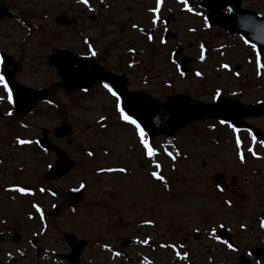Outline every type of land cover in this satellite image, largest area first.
<instances>
[{"label": "flooded vegetation", "instance_id": "af4514ba", "mask_svg": "<svg viewBox=\"0 0 264 264\" xmlns=\"http://www.w3.org/2000/svg\"><path fill=\"white\" fill-rule=\"evenodd\" d=\"M174 1L176 7L173 12L169 11V0H162L159 7H153V5L148 7L147 12L152 25L153 20H156L155 24L162 25L163 41L177 38L171 28V25L176 23L173 15L175 9L188 27L187 30L184 29L185 38L193 36L195 40H201L199 47H195L194 43H188L185 47L178 46L172 52L173 58L180 55L178 69L183 70L184 73L179 75L185 78L191 70L195 62L193 53L201 61L211 48L212 52L216 53L215 59L218 62L215 61L216 63L211 65L212 71L215 72L213 74H204L201 68L199 72L202 76H197L195 73V77L200 79L198 91L208 92L206 99L193 98L184 92L168 98L185 95L190 103L198 102L207 106L213 105L218 99L244 106L264 104V81L260 82L264 76V46L257 48L239 34H230L217 24L226 19L240 23L248 18L245 16L250 15L264 17V0H184V3H180L179 0ZM154 3L155 0L149 1V5ZM33 4L45 6L52 4L53 7L65 10L56 14L52 21L58 27H64L72 32L71 44L68 49L57 46L49 51L45 63L50 73L45 78L46 84L40 87L26 84L24 77L21 76L23 54L16 59L0 51V76L4 77L8 86V92H5L4 86L0 85V217H10L11 213L19 211V219L14 223L10 222L13 226L7 225V221H0V264H264V236L261 237V242L253 245L245 239L250 229L251 218L255 219L254 224H258L257 235L261 234L260 230L263 228L260 226L262 221L260 216L264 210L262 208L247 209L245 200L232 211L235 207L232 201L236 194L231 189L238 187L240 179L226 171L209 176V179L205 177L206 183H203L202 179L194 183L200 188L198 196L201 197V204L198 206L202 208L191 213L198 212L196 217L202 221L200 223L203 225L190 226L193 219L187 222L179 219L178 226L170 224L167 226L169 230H165L164 227L159 230L160 241H154L153 233L141 238L137 223L133 221L136 217V204L131 201L127 203L130 204V211L121 209L116 212L118 222L121 223L118 228H130V232L125 233L124 236L116 237L115 235L104 240L99 234L93 237L85 235L80 230L81 227L74 229V218H80V214L86 211L80 209V207L86 209V205L82 203L86 196L85 180L83 179L76 186H69L68 181L62 182V187L59 186V182L70 175L72 176L70 180L75 179L73 177L76 174L75 161L66 147L70 143L68 139L74 135V112L79 111L84 102L94 103V100H91L97 97L93 95L94 92L108 96L113 102V111H116L115 97L101 85L107 83L111 87V82L121 84L122 79L125 80V89L130 93L141 95L145 99L155 98L129 87V80L122 71L118 70L117 62H115L116 69L108 65L111 60L110 57H104L106 47L103 51L101 50L102 52L95 49L100 47L101 39L107 35V32L101 35L103 30L108 26L117 27L121 24L123 13L128 11V8L123 9V6L127 7L125 1L86 0L84 4L79 3L78 0H0V22L15 21L23 25L22 14L24 16L26 10H29L24 8ZM185 5L191 11L185 10ZM134 25H130L132 29ZM89 31L94 34L90 36ZM156 31L153 30L155 33ZM146 32L147 29L140 28L138 33L145 35ZM31 38L33 35L28 34L22 39L24 43H27ZM212 39L234 41L235 52L226 55L227 46L223 41L221 44L209 47L208 43ZM54 40L56 37L52 41ZM81 45L82 51L77 50ZM115 45L111 41L105 46ZM90 48L95 55L89 51ZM57 50L68 51L74 57L80 58L75 66L85 69L87 76L84 83L72 89L70 87L59 89L58 83L61 81L59 73L48 63L52 53ZM258 56L259 67L257 66ZM101 73L105 81L101 79L99 75ZM252 76L259 82L252 84L253 81H250ZM220 79L224 81L220 82ZM251 85L254 86L257 96L262 94V99H257L254 103L240 98L249 97L248 94L252 92ZM21 89L29 90V95L26 96L23 93L24 97L20 96ZM217 91L220 92V96L213 101ZM9 93L12 96L11 104L8 102ZM59 95H63V101L58 100ZM94 110L101 111L99 105L94 106ZM41 111L47 113L45 118ZM116 113L120 114L117 111ZM125 115L133 119L138 115V111L125 113ZM46 118H49L47 122L51 124L47 127L38 125ZM205 122L215 124L208 125L211 131L221 127L228 132L232 136L231 144L235 153L244 154V160L252 154L248 152L249 147L255 154H264V126L261 128V123H264V113L241 116L239 123L247 129L236 131L214 119L200 120L196 123ZM33 131L37 134L33 135L32 133H35ZM66 131L69 135H65ZM8 134L14 135L12 141L7 137ZM26 134L30 138L25 137ZM18 139L29 141L31 146L29 155L25 150L27 143L24 146H18ZM237 140L240 141L239 148H237ZM60 157L70 161L72 165L64 175L57 176L58 172H52V169ZM30 161L35 163L34 166L30 164ZM81 185L84 187L81 188ZM17 188L23 189V192L16 191ZM119 190L126 197L128 196L123 193L124 188ZM217 194L220 201L230 202L225 204L227 209L205 207L209 198L213 199ZM238 199L241 201L237 192L236 201ZM258 200L264 201V198L258 197ZM11 204H16L13 210H11ZM93 207L96 208L94 204ZM37 208L40 209L39 212ZM64 215L70 218V227H73V230L65 232L59 230L57 225L52 226L53 223L57 224L58 219ZM185 216L190 215L185 214ZM124 217L130 220L124 221ZM155 227L156 225H153L151 231ZM232 248L235 251L231 250Z\"/></svg>", "mask_w": 264, "mask_h": 264}, {"label": "rangeland", "instance_id": "374dc122", "mask_svg": "<svg viewBox=\"0 0 264 264\" xmlns=\"http://www.w3.org/2000/svg\"><path fill=\"white\" fill-rule=\"evenodd\" d=\"M124 1L127 7L123 6V9L128 8V11L123 13L121 24L117 27L108 26L103 30L101 35L106 32L107 35L101 39L100 47L95 48L102 52L106 47L104 57H110L111 60L108 65L116 69L115 62H117L118 70L128 78L130 88L143 91L157 100L163 101L182 92L193 98L206 99L208 92L198 91L200 79L195 77V73H200V68L204 74L215 73L212 71L211 65L217 61L216 53H213L209 48L208 54L201 61L193 53L195 62L185 78L181 77L177 72L180 55L173 58L172 52L178 46L185 47V44L188 43H194L195 47H199L201 40H195L193 36L185 38L184 29L187 30L188 27L185 26L182 21L183 17L178 15V10L175 9L173 15L176 23L171 25V28L177 38L163 41L162 25H152L147 12L148 7L152 5L157 7L156 0L151 5H149V1L153 0ZM169 3V11L173 12L176 7L174 6L175 1L169 0ZM130 7L132 8L130 9ZM24 10L26 12L24 16L22 14L21 20L23 25L15 21L0 22V51L10 54L16 59H19L23 54L21 76L24 77L26 84L40 87L46 84L45 78L50 73L45 63L46 56L49 55L51 49L57 46L68 49L71 44L72 32L64 27H58L52 21L56 14L65 11L63 8L53 7L52 4L50 6L33 4L26 6ZM132 24H135L133 29L130 26ZM140 28L147 29L145 35L138 33ZM153 30H157L156 33ZM28 34H32L33 38L24 43L22 38ZM88 34L92 36L94 33L89 31ZM55 37L56 40L52 41ZM75 37L78 39L77 35ZM149 37L152 38L151 41ZM114 38L116 40H113ZM111 41L116 45L105 46ZM222 41L227 46L225 54H233L236 50L235 42L230 39ZM222 41L212 39L208 45L212 47L215 44H221ZM82 49L81 45L77 50L82 51ZM40 78L42 80H39ZM215 80L218 82L216 78ZM222 81L224 79H220V82ZM250 81H253L252 84L259 82L253 76L250 77ZM263 81L264 76L260 82ZM251 87L252 92L248 94L249 97L240 98L254 103L257 99H262V94L257 96L254 86L251 85ZM93 95L97 96L91 99L94 100V103L84 102L80 106V110L74 112V135L68 139L70 143L66 145L75 161L74 172L76 174L73 176L75 179L70 180L72 179L70 175L71 177L59 182L60 187H62V182L66 181L69 182V186H76L83 179L86 183V196L82 201L86 205V209L80 207L86 211L82 215L80 214V218H74V229L81 227L80 230L85 235L93 237L95 234H99L104 240L110 236H124L125 233L130 232V228H118L121 223L118 222L116 212L121 209L130 211V204L127 203H131V201L136 204V217L133 221L137 223L138 234L141 238L153 233L154 241H160L159 230L162 227L169 230L167 226L170 224L178 226L179 219L186 222L193 219L190 226L203 225L200 223L202 221L196 217L198 212L191 213L202 208V206H198L201 204V197L198 196L200 188L194 183L199 179L206 183L205 177L209 179V176L221 171L234 174L240 179L238 187L231 189L236 194L232 201L235 204L232 211L240 205V202L243 204L245 200L247 209L262 208L264 210V201L258 200V197L264 198V154H250L248 159H243V163H241L240 157L244 158V154L238 156L237 152L235 153L231 144L232 136L221 127L211 131L208 125L215 124L205 122L193 123L171 137L158 136L150 144L145 139L154 152V155L149 157L145 154V149L140 143L136 128L123 121L120 114L113 111L112 100L103 93L94 92ZM58 100L63 101V95H59ZM98 105L101 109L100 112L94 110V106ZM41 113L45 118L47 113L43 111ZM48 119L46 118L38 125L47 127L48 124H51L47 122ZM101 121H103L102 124ZM263 126L264 123H261V128ZM33 132H35L32 133L33 135L37 134L36 131ZM217 134L219 135L216 139ZM13 136V134L7 135L11 139L10 141ZM24 136L30 138L27 134ZM17 145L24 146V144L18 143ZM26 145L28 146L25 150L29 155L31 146L29 143ZM89 152L92 153L91 156L88 155ZM30 164L34 166L35 163L30 161ZM120 168L125 171H109V169ZM152 172H156L160 179L154 178L151 175ZM187 184L188 186H185ZM121 188H124L123 193L128 194V198L119 190ZM237 192L241 201L239 199L236 201ZM93 204L96 208L93 207ZM225 204L220 201L217 194L213 199L209 198L205 207L222 210L228 208ZM11 205V210H13L16 204ZM188 211L190 213H187ZM185 214L190 216L184 217ZM18 219L19 211L11 213L10 217H0V221H7V225L11 226H13L11 223ZM251 219L250 229L245 235V239L253 245L261 242L264 228L260 230L261 236L257 235L258 224H254V218ZM125 220H130V218L124 217ZM54 225L65 232L73 230L67 215L59 218L57 224H52V226ZM153 225L156 227L151 231ZM171 230L173 231L172 228ZM15 235L18 236V234ZM9 238L11 240V237Z\"/></svg>", "mask_w": 264, "mask_h": 264}, {"label": "water", "instance_id": "95a60500", "mask_svg": "<svg viewBox=\"0 0 264 264\" xmlns=\"http://www.w3.org/2000/svg\"><path fill=\"white\" fill-rule=\"evenodd\" d=\"M245 17L248 18L240 23H235L232 19H226L217 24L226 29L228 33H237L251 43L258 45V47L264 45V18L253 15ZM79 60L80 58L74 57L65 50L54 51L50 56L48 63L55 67L62 77V82L59 84L62 89L68 87L72 89L85 82L87 76L85 69L75 66V63ZM99 75L103 79L102 73ZM111 87L120 97L121 109L131 113L134 111L139 112L135 121L149 139L156 137L158 134L172 135L182 129L185 124L204 118H217L236 125L237 122L233 120V116L250 115L255 114V112L264 113V105L251 108L233 104L227 100H219L214 106H206L200 103L190 104L186 96H178L174 100H168L160 104L153 100H145L141 95H134L126 91L124 79H122L121 84L111 82ZM23 93L27 96L30 91L21 89L20 96L24 97ZM71 165L70 161L60 157L52 172H58L57 176L64 175ZM262 218H264V214Z\"/></svg>", "mask_w": 264, "mask_h": 264}, {"label": "snow or ice", "instance_id": "6c2138e0", "mask_svg": "<svg viewBox=\"0 0 264 264\" xmlns=\"http://www.w3.org/2000/svg\"><path fill=\"white\" fill-rule=\"evenodd\" d=\"M78 2H79V3H84V4H86V0H78ZM179 2H180V3H184V0H179ZM160 3H161V0H156L157 7H159ZM89 10H91V9H89ZM185 10H187V11H191V9H189V8L187 7V5H185ZM155 23H156V20H153V24H155ZM133 27H135V25H134ZM190 31H191V29H190ZM149 39H151V37H149ZM254 50H255V48H254ZM89 51L92 52V55H95V52H94L91 48L89 49ZM201 59H203V55H201ZM129 66L131 67V65H129ZM257 66H258V67L260 66V58H259V56H258V58H257ZM222 67H227V66H226V65H222ZM181 75H183V73H181ZM196 75H197V76H200L201 74H200V73H196ZM0 85H3V86H4V90H5V92H8V86H7V84L5 83V81H4V77H3V76H0ZM101 86H102L104 89H106L107 92H109L113 97H115V99H116V101H117V104H116V111L120 113V118H121L123 121H125L126 123H129V124H132V125L135 126V128H136V133H137L138 137L140 138V143H141V145L143 146V148L145 149V154H146L147 156H149V157H151L152 155H154L153 150L149 147L148 143H147L146 140H145V135H146V134H145V132L143 131V129L140 127V125H139L135 120L131 119L128 115H125L124 111L121 109V106H120V103H119L120 97L117 95V93H116L115 91H113V88L110 87L107 83L102 84ZM219 96H220V92L217 91V92L215 93V95L213 96V101H215ZM8 102H9V104L12 103V96H11L10 93L8 94ZM8 114L10 115V113H8ZM220 123H221V124H225L226 122L222 120V121H220ZM227 126L230 127V128H232V125H231V124H228ZM233 131H236V129L233 128ZM17 143L23 145V144L29 143V141H26V140H23V139H18V140H17ZM236 143H237V148H239V146H240V141L237 140ZM248 152H249V153H252L253 155H255V153L253 152V149H252L251 147L248 148ZM88 155L91 156L92 153L89 152ZM237 155L239 156V152L237 153ZM240 159H241V163H243V157H242V156L240 157ZM156 167H159V165H156ZM109 171H119V172H124L125 169H123V168H120V169H109ZM151 175H152L154 178H156V179H160V177L157 175L156 172H152ZM80 187L83 188L84 185H81ZM16 191H18V192H23V189H21V188H17ZM41 191H43V189H41ZM225 203L228 204V203H230V202L225 201ZM33 207H36V206L33 205ZM36 210H37L38 212L40 211L39 208H37ZM260 226H261L262 228H264V221H261V225H260ZM145 243H147V241H145ZM222 243H223V242H222ZM229 248H231V245H229ZM231 250L235 251L234 248H232ZM113 255H116V253H113Z\"/></svg>", "mask_w": 264, "mask_h": 264}]
</instances>
